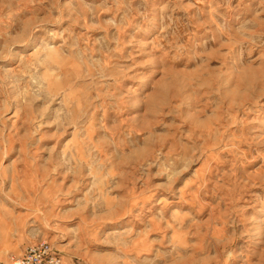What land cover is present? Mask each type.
Segmentation results:
<instances>
[{"label":"rangeland","instance_id":"1","mask_svg":"<svg viewBox=\"0 0 264 264\" xmlns=\"http://www.w3.org/2000/svg\"><path fill=\"white\" fill-rule=\"evenodd\" d=\"M263 212L264 0H0V261L264 264Z\"/></svg>","mask_w":264,"mask_h":264},{"label":"built area","instance_id":"2","mask_svg":"<svg viewBox=\"0 0 264 264\" xmlns=\"http://www.w3.org/2000/svg\"><path fill=\"white\" fill-rule=\"evenodd\" d=\"M0 264H63L61 254L49 242H40L27 249L23 256L12 257Z\"/></svg>","mask_w":264,"mask_h":264},{"label":"bare ground","instance_id":"3","mask_svg":"<svg viewBox=\"0 0 264 264\" xmlns=\"http://www.w3.org/2000/svg\"><path fill=\"white\" fill-rule=\"evenodd\" d=\"M149 87H150V81H149V82L147 83V85L144 87V93L148 91ZM263 214H264V212H263Z\"/></svg>","mask_w":264,"mask_h":264}]
</instances>
